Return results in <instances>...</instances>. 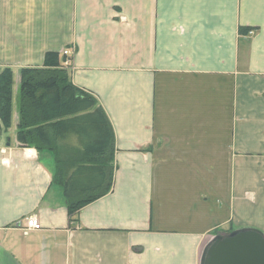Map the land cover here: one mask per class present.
I'll return each mask as SVG.
<instances>
[{
  "label": "crops",
  "instance_id": "obj_1",
  "mask_svg": "<svg viewBox=\"0 0 264 264\" xmlns=\"http://www.w3.org/2000/svg\"><path fill=\"white\" fill-rule=\"evenodd\" d=\"M49 52L114 132L112 185L74 222L53 152L16 138L20 71ZM4 68L0 264H202L216 236L264 232V0H0Z\"/></svg>",
  "mask_w": 264,
  "mask_h": 264
},
{
  "label": "trees",
  "instance_id": "obj_2",
  "mask_svg": "<svg viewBox=\"0 0 264 264\" xmlns=\"http://www.w3.org/2000/svg\"><path fill=\"white\" fill-rule=\"evenodd\" d=\"M64 67L49 52L44 67L20 71L16 138L22 146L53 152L54 181L64 188L74 222L112 185L114 132L97 98L75 86ZM13 92L12 69H0V124L6 130L13 122Z\"/></svg>",
  "mask_w": 264,
  "mask_h": 264
},
{
  "label": "water",
  "instance_id": "obj_3",
  "mask_svg": "<svg viewBox=\"0 0 264 264\" xmlns=\"http://www.w3.org/2000/svg\"><path fill=\"white\" fill-rule=\"evenodd\" d=\"M202 264H264V232L242 228L216 236Z\"/></svg>",
  "mask_w": 264,
  "mask_h": 264
},
{
  "label": "built area",
  "instance_id": "obj_4",
  "mask_svg": "<svg viewBox=\"0 0 264 264\" xmlns=\"http://www.w3.org/2000/svg\"><path fill=\"white\" fill-rule=\"evenodd\" d=\"M64 53H65V55L69 54V52L67 50ZM69 65H70V60L68 59V60H66V66H69ZM25 153L27 156H33V155H35V150L32 148H27L25 150ZM8 162H9V160H5V163L8 164ZM32 222H34L33 225H32ZM42 228H43V226L41 225L38 217L35 215L28 216L25 219V225L22 227L25 234H28L29 232H32V231H39Z\"/></svg>",
  "mask_w": 264,
  "mask_h": 264
},
{
  "label": "rangeland",
  "instance_id": "obj_5",
  "mask_svg": "<svg viewBox=\"0 0 264 264\" xmlns=\"http://www.w3.org/2000/svg\"><path fill=\"white\" fill-rule=\"evenodd\" d=\"M15 92V93H14ZM14 92H13V99L15 98V100H14V104H15V108L17 109V88H15V90H14ZM14 94H16L15 95V97H14ZM14 104H13V108H14ZM14 111V110H13ZM25 147V146H24ZM27 148V147H26ZM31 148H34V149H37L36 147H34V146H31ZM221 170H222V172L225 174L224 175V177L222 178V185H219V187L220 188H222V192H224L225 191V189H226V191L225 192H227V190H228V187H227V181H228V167H227V165H226V162H225V164L221 167ZM264 221V220H263ZM263 223V225H264V222H262Z\"/></svg>",
  "mask_w": 264,
  "mask_h": 264
},
{
  "label": "bare ground",
  "instance_id": "obj_6",
  "mask_svg": "<svg viewBox=\"0 0 264 264\" xmlns=\"http://www.w3.org/2000/svg\"><path fill=\"white\" fill-rule=\"evenodd\" d=\"M34 224V222H32V225Z\"/></svg>",
  "mask_w": 264,
  "mask_h": 264
}]
</instances>
